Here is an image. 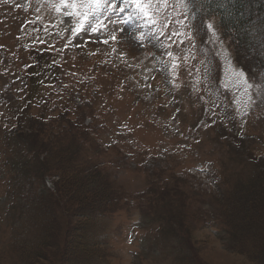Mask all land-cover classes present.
<instances>
[{"label": "rangeland", "instance_id": "rangeland-1", "mask_svg": "<svg viewBox=\"0 0 264 264\" xmlns=\"http://www.w3.org/2000/svg\"><path fill=\"white\" fill-rule=\"evenodd\" d=\"M190 1L0 0V264H264V73Z\"/></svg>", "mask_w": 264, "mask_h": 264}, {"label": "trees", "instance_id": "trees-1", "mask_svg": "<svg viewBox=\"0 0 264 264\" xmlns=\"http://www.w3.org/2000/svg\"><path fill=\"white\" fill-rule=\"evenodd\" d=\"M199 4L201 10L208 15L220 19L224 32L232 35L230 38L238 42L241 55L251 62L252 68L264 65V29L259 27V20L264 16V0H200ZM85 178L88 181V174ZM60 181L65 188L76 185L69 182L66 176ZM60 191L64 189H60L57 184V192ZM87 195L89 196V192Z\"/></svg>", "mask_w": 264, "mask_h": 264}]
</instances>
